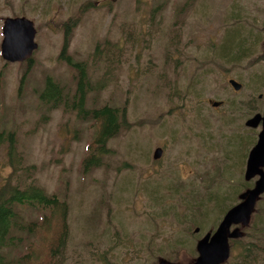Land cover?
I'll return each instance as SVG.
<instances>
[{"label":"rangeland","instance_id":"374dc122","mask_svg":"<svg viewBox=\"0 0 264 264\" xmlns=\"http://www.w3.org/2000/svg\"><path fill=\"white\" fill-rule=\"evenodd\" d=\"M21 15L35 22L39 44L23 89L26 64L1 56L4 19ZM78 16L69 53L86 65L87 106L113 104L125 116L110 152L89 169L91 120L39 99L48 76L76 88V70L59 54L62 24ZM243 38L244 49L231 50ZM239 56V62L225 60ZM210 99L223 104L216 109ZM263 109L264 0H0V131L15 134L21 164L13 183L35 180L68 203L63 264H156L160 258L193 264L197 241L223 219L219 202L232 207L254 186L244 174L261 126L245 122ZM8 143L0 141V185L14 170ZM159 146L164 154L155 160ZM20 209L28 221L51 218L44 241L57 232L58 212ZM240 227L244 236L225 264H247L243 243L264 227V195L250 225ZM25 249L11 248L9 257ZM263 261L262 254L250 264Z\"/></svg>","mask_w":264,"mask_h":264},{"label":"trees","instance_id":"16d2710c","mask_svg":"<svg viewBox=\"0 0 264 264\" xmlns=\"http://www.w3.org/2000/svg\"><path fill=\"white\" fill-rule=\"evenodd\" d=\"M79 20L80 16L71 18L62 24L64 42L59 55L60 60L66 61L77 70L75 91L65 89L52 77H48L40 99L46 106L57 108L64 105L71 110H75L77 116L84 119V121L91 120L94 133L93 139L88 146L89 154L84 164L85 168L89 169L101 165L104 156L110 152L109 142L123 129L125 116L123 112L119 113V108L114 107L113 104L106 103L101 107L91 108L87 106L88 95L92 90L87 69L82 62L74 61L69 54L73 29L77 26ZM242 40L246 41L245 38L239 39L234 44V47H231V50L236 49L241 52V49H244ZM100 52L101 48L98 45L96 53ZM229 53L231 52L229 51ZM236 59L240 60L241 56ZM27 75L28 71L24 74L22 82L26 80ZM234 104L235 102L232 101V110L235 109ZM2 134L4 133L0 132V138ZM7 137L10 142L8 157L14 170L12 175L0 185V264H63L69 234L67 222L68 203L57 194H48L43 187L35 183V180H32L33 182L31 183H26L24 179L18 178V182L16 184L13 183V175L17 176L20 170L18 165L21 164V160L17 157L14 134L10 132ZM223 198L227 202L229 196ZM225 205L228 204L226 203ZM218 206L222 213L229 209V206H226L224 210L220 202ZM23 207H41L44 211L48 209L53 212V216L58 212L57 232H53L47 242L43 240L42 233L44 226L48 224L51 218L47 217L43 223L33 220L28 221L20 209ZM191 208L192 206H189V209ZM192 224L194 225V223ZM258 232L259 235H256L253 240L244 241L243 243V258L247 264H250V262L258 263L261 255H264V244L262 242L264 240V227L262 231L258 230ZM240 241V239L234 240L232 246H235ZM45 244L46 246L44 247ZM22 247H26L23 253L13 259L9 257L10 253H8V250L11 248L21 249ZM262 263L264 264V261Z\"/></svg>","mask_w":264,"mask_h":264},{"label":"water","instance_id":"95a60500","mask_svg":"<svg viewBox=\"0 0 264 264\" xmlns=\"http://www.w3.org/2000/svg\"><path fill=\"white\" fill-rule=\"evenodd\" d=\"M113 2L117 0H111ZM4 39L2 42V55L8 61H24L31 57L34 49L36 29L34 22L26 17H8L3 27ZM235 89H240L241 84L235 80L230 81ZM219 105V102H214ZM262 124V130L256 145L249 153L245 178L251 180L259 176L253 188L240 195L241 202L233 206L223 217L214 233L208 232L197 243L199 252L193 264H223L231 254L230 239L239 238L243 232L239 227L232 229L233 225L242 224L248 226L258 200L264 193V111L246 121L249 127H258ZM162 155V149L157 148L155 158ZM198 230V229H197ZM158 264H180L161 259Z\"/></svg>","mask_w":264,"mask_h":264}]
</instances>
